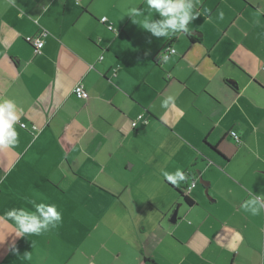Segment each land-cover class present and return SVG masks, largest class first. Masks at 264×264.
Here are the masks:
<instances>
[{"label":"crops","instance_id":"0c3cea01","mask_svg":"<svg viewBox=\"0 0 264 264\" xmlns=\"http://www.w3.org/2000/svg\"><path fill=\"white\" fill-rule=\"evenodd\" d=\"M126 3L146 7L0 0V97L24 125L0 150V264H264V213L242 209L264 193V0H201L209 11L191 34L169 39L134 23ZM177 168L190 177L179 186L161 175ZM26 198L56 204L62 223L16 237L4 213L31 208Z\"/></svg>","mask_w":264,"mask_h":264},{"label":"clouds","instance_id":"9594fccd","mask_svg":"<svg viewBox=\"0 0 264 264\" xmlns=\"http://www.w3.org/2000/svg\"><path fill=\"white\" fill-rule=\"evenodd\" d=\"M10 2L13 5L16 4V0H10ZM200 4L201 0H146L145 8H141L140 4L137 3H126L123 7L126 10V15L131 16L134 23L150 32L152 36L169 39L191 34L189 25L209 11L208 9L201 11ZM153 11L158 14V19H141L145 12L150 13ZM219 18L223 19L222 12L219 14ZM169 53L174 55L175 49L169 48L162 51L159 54L160 63L169 61ZM77 91L79 90L77 89ZM174 102L175 97L168 95L162 100L161 107L168 109ZM20 121L21 114L17 103L13 99L0 97V150L16 147L20 143V133L17 130V125L21 128L24 127ZM32 130L33 132L37 131L35 126ZM161 175L165 181L177 186L181 182L190 179L188 174L180 168L175 169L173 172L162 170ZM27 203L32 207H13L4 213L5 219L14 223L15 229L13 232L16 237L40 236L62 223L63 213L56 204L37 202L35 199H27ZM242 209L252 216L264 213V193L250 195L243 203ZM11 250L13 252L18 251L14 244L11 246ZM23 258L31 261V252H25Z\"/></svg>","mask_w":264,"mask_h":264},{"label":"built area","instance_id":"2783aa9c","mask_svg":"<svg viewBox=\"0 0 264 264\" xmlns=\"http://www.w3.org/2000/svg\"><path fill=\"white\" fill-rule=\"evenodd\" d=\"M102 21L105 22L106 21V18H102ZM112 25H109V28L112 29ZM26 40L27 42H29L31 45L34 46V48H36L37 50H40L41 47L43 46L44 44V41L42 40V38L40 37H33V36H27L26 37ZM169 49V48H168ZM77 89L79 91H77ZM74 94L79 97V98H83L84 99H87L89 97V94L88 92L85 90L84 86L81 84V83H78L75 85L74 88H72ZM137 122L134 121L133 122V125L136 126ZM231 135L239 142L240 141V136L238 135V133L236 131H231Z\"/></svg>","mask_w":264,"mask_h":264},{"label":"rangeland","instance_id":"374dc122","mask_svg":"<svg viewBox=\"0 0 264 264\" xmlns=\"http://www.w3.org/2000/svg\"><path fill=\"white\" fill-rule=\"evenodd\" d=\"M227 21V20H226ZM209 26L211 25V24H208ZM207 25V27H209ZM210 28V27H209ZM204 193H205V190H204ZM208 197V196H207ZM137 207V212H140V213H142V212H145V210H146V205H143V204H141V203H139V205L137 206V203L135 202V204H133V206H132V211H135V208ZM151 208V207H150ZM135 211V212H136ZM109 222V221H108ZM114 221H112L111 222V224H109V223H107V221H105L104 223H103V226H102V228H105L106 229V231L107 230H110L111 228H115L116 229V227H115V224L113 223ZM125 224H128L127 222H124ZM121 227H123V226H121ZM113 244H115V245H117L116 243H115V241L113 242Z\"/></svg>","mask_w":264,"mask_h":264},{"label":"water","instance_id":"95a60500","mask_svg":"<svg viewBox=\"0 0 264 264\" xmlns=\"http://www.w3.org/2000/svg\"><path fill=\"white\" fill-rule=\"evenodd\" d=\"M231 83H233L235 86H237L236 82H234V81L232 82V81H231ZM200 182L203 183V184H205V187L209 185L208 182L205 183V181L203 180V178H200ZM205 194H206L207 196L209 195V193H208V188H207V187H206V189H205ZM180 204H181V203H179V204L177 205V207L175 208V210L172 212L173 215H172L171 220H172L173 222L176 221L177 213H178V208H179Z\"/></svg>","mask_w":264,"mask_h":264},{"label":"trees","instance_id":"16d2710c","mask_svg":"<svg viewBox=\"0 0 264 264\" xmlns=\"http://www.w3.org/2000/svg\"><path fill=\"white\" fill-rule=\"evenodd\" d=\"M169 48H172V46H169ZM170 54V53H169ZM262 69L264 70V65L262 66ZM231 131H233V130H231ZM231 135V134H230ZM178 189V188H177ZM179 190V192L182 194V196L185 198V200H187L189 203H192V200H190V198H189V196L187 195V194H185V192H184V190H180V189H178ZM185 190H186V188H185Z\"/></svg>","mask_w":264,"mask_h":264}]
</instances>
